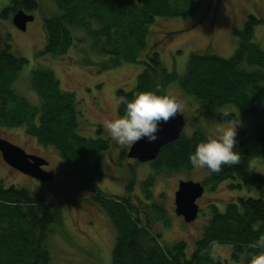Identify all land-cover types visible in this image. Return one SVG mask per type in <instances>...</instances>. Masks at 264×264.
<instances>
[{
    "label": "trees",
    "instance_id": "1",
    "mask_svg": "<svg viewBox=\"0 0 264 264\" xmlns=\"http://www.w3.org/2000/svg\"><path fill=\"white\" fill-rule=\"evenodd\" d=\"M53 1L52 16L43 21L47 45L38 52L39 57L51 55L60 59L69 56L74 48L80 55L74 59L76 65L94 66L100 73L118 69L125 63L141 64L134 86L128 91L118 89L117 99L120 96L131 99L136 91L157 88L159 94L169 95L171 89L178 88L189 99L191 114L186 120L191 133L184 132L178 141L164 147L159 157L149 163L154 171L177 174L194 169L190 154L199 142L212 135L202 121L225 124L234 121L237 115H264V40L262 44L255 41V27L262 24L256 16L249 15L243 30L233 29L238 43L232 57L190 53L186 73L179 76L174 69L166 68L158 48L150 45V34L160 20L197 14L202 0ZM19 10L33 15L38 2L12 0L1 14L9 18ZM12 49L8 40L0 42V128L11 131L24 128L27 139L35 140L41 149L55 152L72 181L86 185L94 195L99 186L92 174L105 169L90 162L93 156L100 160L102 154L108 153L112 144L108 132L100 127L90 137L82 135L87 119L75 93L64 91L48 68L34 66L30 70L29 81L38 98L37 105L17 94L15 85L29 62L16 56ZM90 49L104 59L94 65ZM123 111L121 104L117 114L122 115ZM241 138L248 141L247 132L242 131ZM238 148L239 163L223 166L219 172L206 168L207 176L201 183L208 190L222 183H228L232 191L253 188L259 198L237 196L223 210L218 205L210 206V217L190 256L187 243L180 241L168 246L153 230L155 222L167 221L163 207L152 199L153 176L143 183L145 201L133 199L129 185L119 197H108L102 192L103 195L93 196L94 204L108 215L117 233L112 264H215L211 254L215 245H231L233 264H248L252 254L264 251L252 247L264 236V177L255 171L264 170V126L257 130L251 143L238 144ZM125 150L121 151L120 159L131 162L133 159L127 157ZM75 168L83 169V178L71 173ZM130 172L133 175L134 169L130 168ZM39 191L41 194L22 185L6 188L0 184V264L50 263L48 234L61 223L63 202L48 200L45 195L48 193Z\"/></svg>",
    "mask_w": 264,
    "mask_h": 264
},
{
    "label": "rangeland",
    "instance_id": "2",
    "mask_svg": "<svg viewBox=\"0 0 264 264\" xmlns=\"http://www.w3.org/2000/svg\"><path fill=\"white\" fill-rule=\"evenodd\" d=\"M37 2L38 10L33 13L34 21L28 23L27 31L24 32L14 26L12 22L14 13L10 14L9 18L1 14L12 4V0H0V42L8 40L13 47L12 52L16 56L25 57L29 62L15 85L17 94L27 98L32 105H37L38 98L29 81L30 70L34 66L48 68L54 72L64 91L75 93L79 107L87 119L86 128L82 129L86 131H82V135L90 137L100 127L106 130L102 119L113 113L117 114L118 89L124 88L125 91L131 89L142 70V65L125 63L118 69L100 73L95 71L94 66L82 68L76 65L74 59H78L80 55H77L74 48L71 49L69 56L63 57L65 59H54L51 55L39 57L38 52L47 45L43 21L52 16L55 4L53 0H37ZM249 15H254L262 21V24L255 27L254 33L255 41L262 44L264 0H210V2L202 0L201 9L195 15L183 19L158 21L152 28L150 45L158 48L163 63L169 71L174 69L179 76H184L190 53L203 52L223 58L232 57L238 43V37L233 34V29L243 30ZM89 56L94 61V65L104 59L92 49ZM170 95L184 100L185 107L181 113L189 119L191 114L189 99L178 88L171 89ZM237 119L240 125L237 128V143L234 151L239 153L238 144L244 143L246 146L251 143L257 130L264 126V115L259 117L237 115L235 120ZM233 122L215 124L204 120L202 125L209 133L215 135L219 127L229 126ZM22 129L11 131L0 128V138L20 146L28 154L48 160L50 164L47 170L54 177L55 183L36 182L7 166L0 155V184L6 188L11 185H22L40 194L39 190H41L48 193L45 194L48 200L63 202L61 223L54 226L48 234L47 241L51 254L49 264H112L117 233L108 215L94 204L96 202L92 200L93 196L105 194L108 197H119L125 194V187L129 185L133 199L141 198L145 201L143 183L150 176L154 177L151 188L153 202L162 206L167 214V221L155 222L153 230L162 236L163 242L168 246L180 241L187 243L189 256L195 251L196 242L210 217V206L218 205L223 210L226 203L234 201L237 196L259 198L256 189L244 188V190L232 191L228 188V183H222L214 190H207L198 203L201 208L198 219L187 225L182 218L175 215L174 192L177 191L181 180L203 181L207 176L206 168H194L192 171H182L177 174L168 171L156 172L150 164L136 165L134 163L137 161H122L121 151L128 146L121 147L112 142L107 154H102L100 160L93 156V161L90 162L93 165L101 164L105 169V171L99 169V172L92 174L93 181L99 186V190L93 195V191L86 185L79 183L78 186L76 184L78 182L72 181L69 171L63 170L65 167L55 152L51 149H41L35 140L26 138L24 128ZM242 131L247 132L248 141L247 138L244 140L241 138ZM184 132L191 133L189 126L185 127ZM102 135L104 136V133ZM129 167L134 169L133 175ZM119 170L122 171L118 172ZM255 171L264 177L263 169L257 168ZM71 173L76 177L84 176L83 169L79 168L71 170ZM232 251L231 245H215L211 251L214 263L233 264Z\"/></svg>",
    "mask_w": 264,
    "mask_h": 264
},
{
    "label": "clouds",
    "instance_id": "3",
    "mask_svg": "<svg viewBox=\"0 0 264 264\" xmlns=\"http://www.w3.org/2000/svg\"><path fill=\"white\" fill-rule=\"evenodd\" d=\"M159 92L157 88L136 91L131 99L120 96L116 104L124 106L123 114L113 113L102 119L110 139L121 147L135 145L142 139L148 143L157 141L162 123L176 117L185 107L182 98ZM239 125V119L234 120L231 125L219 127L215 135H208L199 142L189 156L192 167L219 172L223 166L239 163L240 155L234 151ZM252 247L264 249V236ZM248 264H264V251L252 254Z\"/></svg>",
    "mask_w": 264,
    "mask_h": 264
},
{
    "label": "water",
    "instance_id": "4",
    "mask_svg": "<svg viewBox=\"0 0 264 264\" xmlns=\"http://www.w3.org/2000/svg\"><path fill=\"white\" fill-rule=\"evenodd\" d=\"M137 1L140 2L141 0ZM33 21L34 16L24 10L17 11L12 17L14 26L24 32L27 30L28 23ZM186 124V118L179 112L176 117L170 118L167 123H162L157 141L148 143L142 139L130 147L127 157L140 163L155 161L164 147L182 137ZM0 153L3 161L12 169L38 181L52 182L54 180L52 174L43 169V167L49 165L46 160L29 155L21 147L1 138ZM204 193L205 187L201 182L189 180L179 183L178 190L175 193V214L183 218L186 224H191L197 220L200 212L197 201L202 198Z\"/></svg>",
    "mask_w": 264,
    "mask_h": 264
},
{
    "label": "flooded vegetation",
    "instance_id": "5",
    "mask_svg": "<svg viewBox=\"0 0 264 264\" xmlns=\"http://www.w3.org/2000/svg\"><path fill=\"white\" fill-rule=\"evenodd\" d=\"M112 142H114V141L112 140ZM127 150H129V148H128ZM126 153H128V152H126ZM133 161H135V160H133ZM44 169H45L46 171H48V170H47L48 167H44ZM42 183H43V182H42ZM207 190H208V189L205 187V193H204L203 197L205 196ZM175 192H176V191H175ZM175 192H174V194H175ZM203 197H202L201 199H199V200L197 201V203H199V202L203 199ZM199 208H200V206H199ZM200 210H201V208H200Z\"/></svg>",
    "mask_w": 264,
    "mask_h": 264
}]
</instances>
